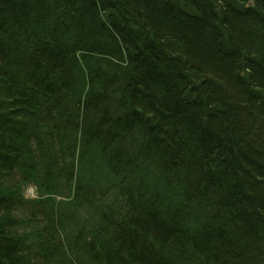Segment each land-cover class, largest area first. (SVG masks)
Segmentation results:
<instances>
[{
	"label": "trees",
	"instance_id": "trees-1",
	"mask_svg": "<svg viewBox=\"0 0 264 264\" xmlns=\"http://www.w3.org/2000/svg\"><path fill=\"white\" fill-rule=\"evenodd\" d=\"M0 264H264V0H0Z\"/></svg>",
	"mask_w": 264,
	"mask_h": 264
},
{
	"label": "rangeland",
	"instance_id": "rangeland-1",
	"mask_svg": "<svg viewBox=\"0 0 264 264\" xmlns=\"http://www.w3.org/2000/svg\"><path fill=\"white\" fill-rule=\"evenodd\" d=\"M24 192L26 196H34L35 194L33 189L30 186L26 187Z\"/></svg>",
	"mask_w": 264,
	"mask_h": 264
}]
</instances>
